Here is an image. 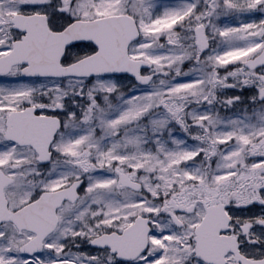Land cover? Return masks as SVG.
Wrapping results in <instances>:
<instances>
[{
	"label": "snow or ice",
	"instance_id": "1",
	"mask_svg": "<svg viewBox=\"0 0 264 264\" xmlns=\"http://www.w3.org/2000/svg\"><path fill=\"white\" fill-rule=\"evenodd\" d=\"M0 264H264V0H0Z\"/></svg>",
	"mask_w": 264,
	"mask_h": 264
}]
</instances>
